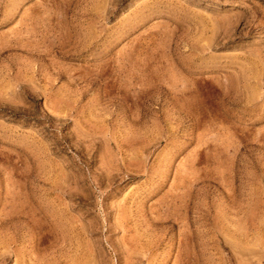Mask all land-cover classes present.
Here are the masks:
<instances>
[{
	"label": "rangeland",
	"instance_id": "374dc122",
	"mask_svg": "<svg viewBox=\"0 0 264 264\" xmlns=\"http://www.w3.org/2000/svg\"><path fill=\"white\" fill-rule=\"evenodd\" d=\"M0 264H264V0H0Z\"/></svg>",
	"mask_w": 264,
	"mask_h": 264
}]
</instances>
